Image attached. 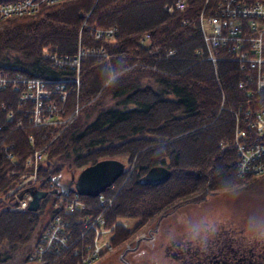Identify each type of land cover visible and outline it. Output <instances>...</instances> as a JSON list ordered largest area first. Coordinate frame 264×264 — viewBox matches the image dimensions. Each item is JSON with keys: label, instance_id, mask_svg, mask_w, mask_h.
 <instances>
[{"label": "trees", "instance_id": "obj_1", "mask_svg": "<svg viewBox=\"0 0 264 264\" xmlns=\"http://www.w3.org/2000/svg\"><path fill=\"white\" fill-rule=\"evenodd\" d=\"M167 1L56 0L31 13L0 16V72L12 80L42 78L59 117L53 113L34 124L26 113L30 100L18 102L8 85L0 91V194L5 196L0 198V264H87L102 249L83 260L93 232L89 229L86 238L79 234L87 216L100 214L97 227L107 228L106 240L116 251L137 227L184 200L258 176L237 172L233 139L237 128L245 142L264 141V126L257 131L251 124L252 112L264 105V88L249 93L251 84L240 82L244 72L234 60L219 58L214 68L196 51L202 44L196 14L202 0L170 10ZM107 27L112 32L105 33ZM110 78L114 82L108 85ZM9 110L13 114L5 115ZM33 149L43 152L35 185L47 193L35 209L14 207L17 191L4 192ZM105 156H122L131 166L98 193L69 188L53 205L60 192L49 190L53 175L64 182L69 176L62 178V171ZM157 163L169 168L168 176L139 182L138 176ZM74 192L82 206L62 207ZM52 211L59 214L64 243L58 252L44 250L33 258ZM118 217L134 218L132 227Z\"/></svg>", "mask_w": 264, "mask_h": 264}, {"label": "built area", "instance_id": "obj_2", "mask_svg": "<svg viewBox=\"0 0 264 264\" xmlns=\"http://www.w3.org/2000/svg\"><path fill=\"white\" fill-rule=\"evenodd\" d=\"M40 1L51 0H0V15L31 11L34 9V5ZM185 3L186 0H168L165 7L168 10L181 9ZM201 7L210 13L206 14V18L198 15L202 44L197 47L196 51L201 54V57L209 60L214 68H216L214 65L219 58L234 60L237 67L244 72L240 82L243 80V82L251 84L248 89L249 93L264 88V0H202ZM108 32H112L109 27L105 29V33ZM79 52L80 50H77V53ZM77 55L72 58V61H77ZM16 79L21 83L18 86L12 82V79L0 72V91L9 85L17 93L18 101H31V105L26 110L30 122L39 124L48 120L53 114L52 110L57 109L58 106L56 101L47 98L49 90L45 81L35 76ZM13 84L15 85L13 86ZM55 86L60 87L61 84ZM59 96H63V93ZM9 111L7 116H11L13 113ZM251 124L257 131L262 129L264 126V105L252 112ZM241 135L242 130L235 128L233 140L238 152L237 172L258 173L264 170V141L245 142L239 139ZM40 153L41 151L38 149H33L26 157L30 167L26 173H20L18 183L14 187V191L20 192V196L13 204L14 207H24L30 197L25 188L37 177L36 158L39 159ZM66 190L60 189V192L64 194ZM73 196L67 200L69 208L76 205L82 206L83 201L78 199L77 193L74 192ZM98 198L101 199V196L99 195ZM53 214L46 221L40 239L30 253L31 257L39 256L41 251L49 250L50 242L53 243V247L64 243V231L61 230L62 225L58 213L54 212ZM97 221L101 222V219ZM97 226L98 224L95 222L89 227V229H93L92 236H98V233L103 230ZM45 232H52V234L48 237ZM96 252V247L92 250L89 248L83 255V259L92 258Z\"/></svg>", "mask_w": 264, "mask_h": 264}, {"label": "rangeland", "instance_id": "obj_3", "mask_svg": "<svg viewBox=\"0 0 264 264\" xmlns=\"http://www.w3.org/2000/svg\"><path fill=\"white\" fill-rule=\"evenodd\" d=\"M51 1H56V0H51ZM51 1H40L39 3L34 5L33 10L28 12L30 13L34 12V10H36L40 4ZM28 12H24V13H28ZM208 13L210 12L203 10L201 6L197 10L196 14H197L198 28H199V21H198L199 16L206 18L207 16L206 14ZM5 15H10V14H4L0 16H5ZM202 22L204 23V20ZM141 39L139 41H141ZM77 63H78V58L77 61H72V64H74L75 68H77ZM12 82H14L16 86L20 84L18 83V79L16 78H14ZM8 109L9 107L6 108V110ZM57 111L58 109L52 110V112L56 114V117L59 118L57 116ZM27 155L28 154H26L23 160L20 162L21 166L17 170L18 176L16 181L14 182V185L8 187L7 190L4 192L5 194L11 191L14 192V187L18 183L20 173H26L27 169L30 167L29 162L26 160ZM113 157H117L121 159L124 162V167L127 166V169L131 166V162L126 161V159H124L122 156H113ZM42 158H43V152L40 153L39 159L36 158L37 166L38 163L42 161ZM78 169L79 168L77 169L75 168L73 170V173L76 174ZM257 175L258 176L252 179L249 183L247 184L245 183L239 186L242 189V192L236 198H233V196L231 195L232 189H228L226 191H215L212 193H206L198 197L197 195H195L196 197H193V199H191L189 202H187L188 200H184L183 204L174 206L168 212L166 211V213H162L161 215L159 214V217L157 216L155 219L153 218L148 222L141 224L130 235H128L123 245H121V247L116 251L112 250L113 247L111 248L109 245L110 244L109 241L108 240L106 241L105 236H106L107 228L101 227L103 229L101 231V233L103 232V235H101V233L99 232L100 234L98 236H92V240L90 242L91 244L90 250L96 247L97 248L96 254L102 247V249L100 250L101 253L98 254L100 256L95 258L92 262H88L87 264H125L122 262L123 261L122 259L126 260V264H140L141 262L140 259L142 260L147 259L148 261L150 260L154 261V259L152 258L155 257L160 252L158 250L160 248H157L158 245L157 241L163 240V242H165L169 237H174L176 235V232H178L180 238L184 239L185 237L181 235V231L187 229V227L196 225L195 228L198 227V229H200L201 227L204 226V222L210 219L216 221L231 220L236 222H243L244 218L247 217L249 214L257 212L258 210H264V170H262L261 173H257ZM68 176H69L68 171H62L61 173L62 178ZM3 195L4 194L1 193L0 198L4 197L3 198L4 200L5 196ZM18 197L19 196H15L16 199H18ZM66 197L67 194L63 195V193L59 192L58 196H54L55 201L53 202V205L55 206L58 205ZM73 197L74 196H72V198ZM51 198L49 197L48 199L43 201L44 208L48 206L49 199ZM67 200L65 203L61 205L62 207L70 209ZM24 207H26V205ZM53 213L54 212L52 211L51 217L54 215ZM44 215L45 214H43V217ZM57 215L59 217V214ZM117 220L123 226L132 227L134 218L118 217ZM155 223L157 225L156 226L157 231L155 229L153 230ZM164 229H166V232H164ZM45 234L49 237L51 236L52 232H48V233L45 232ZM92 234L93 232L91 233V235ZM128 257L131 260V262L129 261L130 263L127 262ZM88 259L89 258H84L83 260L87 261Z\"/></svg>", "mask_w": 264, "mask_h": 264}, {"label": "flooded vegetation", "instance_id": "obj_4", "mask_svg": "<svg viewBox=\"0 0 264 264\" xmlns=\"http://www.w3.org/2000/svg\"><path fill=\"white\" fill-rule=\"evenodd\" d=\"M218 221V231L206 247H194L188 241L187 237L198 229L195 228L196 225L190 226L181 231L184 239L176 232L174 237H169L165 242L158 240L157 248H160V252L156 258H152L154 261L140 259V264H264V248L242 243V222ZM156 226L155 223L153 230L157 231ZM122 260L126 264V260ZM129 261L131 262L128 257L127 262L130 263Z\"/></svg>", "mask_w": 264, "mask_h": 264}, {"label": "water", "instance_id": "obj_5", "mask_svg": "<svg viewBox=\"0 0 264 264\" xmlns=\"http://www.w3.org/2000/svg\"><path fill=\"white\" fill-rule=\"evenodd\" d=\"M124 170V162L113 156H105L81 166L76 174L72 171L69 173V178L64 182L57 180L58 174L51 177L54 188L74 189L82 194H96ZM169 174V168L161 163L149 165L139 176V182L155 183L165 179ZM31 195L27 201L26 208L35 209L38 206L39 198L47 193L46 189L36 187L34 184H29L26 187ZM19 195V193H18Z\"/></svg>", "mask_w": 264, "mask_h": 264}, {"label": "clouds", "instance_id": "obj_6", "mask_svg": "<svg viewBox=\"0 0 264 264\" xmlns=\"http://www.w3.org/2000/svg\"><path fill=\"white\" fill-rule=\"evenodd\" d=\"M114 82L113 78L107 80V84L111 85ZM242 189L236 185H232L231 195L233 198L238 197ZM219 221L206 220L204 226L196 232L190 234L187 239L194 247H206L215 237L218 231ZM243 237L242 243L247 246H256L264 248V210L249 214L242 222Z\"/></svg>", "mask_w": 264, "mask_h": 264}, {"label": "bare ground", "instance_id": "obj_7", "mask_svg": "<svg viewBox=\"0 0 264 264\" xmlns=\"http://www.w3.org/2000/svg\"><path fill=\"white\" fill-rule=\"evenodd\" d=\"M15 84H13V86H14ZM7 86V85H6ZM5 86V87H6ZM9 86V85H8ZM10 87V86H9ZM47 98H50L49 96H47ZM21 100H19L18 102H20ZM17 106H20V105H17ZM55 107H57V106H55ZM10 112V111H9ZM9 113H8V111H6V113H5V115H8ZM13 114V113H12ZM34 124H37V123H34ZM125 168V167H124ZM36 179V178H35ZM50 183H51V181H50ZM49 183V184H50ZM33 184L35 185V180H34V182H33ZM29 196H31L30 194H29ZM82 219H83V217H81ZM99 219H102V217H100V214H97V215H95L94 217H90V216H87L86 218H85V221H83L82 223H83V225H84V229H86V230H84V232L81 230L80 232H79V234L82 236V237H84V238H86L87 237V235H88V233H89V227H91L92 225H94L95 224V221L96 220H99ZM88 239V238H87ZM59 246V245H58ZM58 246H56V247H53V243H51L50 242V245H49V248L50 249H52V250H55L56 252H58V251H60V248H58ZM44 251H41L40 253H39V255H41L42 253H43Z\"/></svg>", "mask_w": 264, "mask_h": 264}]
</instances>
